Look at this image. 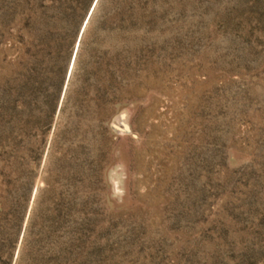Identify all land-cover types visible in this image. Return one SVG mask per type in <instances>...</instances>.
I'll use <instances>...</instances> for the list:
<instances>
[{"label":"rangeland","instance_id":"rangeland-1","mask_svg":"<svg viewBox=\"0 0 264 264\" xmlns=\"http://www.w3.org/2000/svg\"><path fill=\"white\" fill-rule=\"evenodd\" d=\"M0 264H264V0H0Z\"/></svg>","mask_w":264,"mask_h":264}]
</instances>
